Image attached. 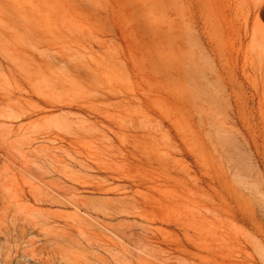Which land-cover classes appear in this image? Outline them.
<instances>
[{"label": "rangeland", "instance_id": "374dc122", "mask_svg": "<svg viewBox=\"0 0 264 264\" xmlns=\"http://www.w3.org/2000/svg\"><path fill=\"white\" fill-rule=\"evenodd\" d=\"M84 2V31L60 32L52 0H0V193L25 207L0 225L42 220L110 258L75 234L80 216L135 264L137 239L92 210L115 199L146 228L147 264H264V39L246 51L241 1Z\"/></svg>", "mask_w": 264, "mask_h": 264}, {"label": "bare ground", "instance_id": "6f19581e", "mask_svg": "<svg viewBox=\"0 0 264 264\" xmlns=\"http://www.w3.org/2000/svg\"><path fill=\"white\" fill-rule=\"evenodd\" d=\"M84 1L85 0H52V3H53L52 7H54V9L57 10L61 14L62 19L60 22L61 23L60 32H83L84 31V29H85V20L84 19H85V14H86L85 8H84V3H85ZM240 1H241L240 4L242 6V9L244 8L246 10V14L244 16V23H243L244 28L242 29L241 32H246V34L249 33V35L251 36V41H250L251 43H249L246 46V51H248L249 47H251L252 44L258 43L259 39H264V23H263L264 21H263V16H262V12L264 11V0H240ZM91 5L92 4H90L89 6H91ZM240 45H242L241 40H240ZM212 51L215 53L216 57L220 55L221 47L218 44V40L215 41V45H214ZM200 52H202V51H200ZM44 54H46V53H44ZM199 56H200V54H199ZM215 60L216 59H214V61ZM214 67L216 68V66H214ZM73 72L75 74L76 79H84V80L90 79L89 74L86 72H77V71H73ZM213 76L215 77L214 74H213ZM60 120H62V119H60ZM50 123H52L51 120H50ZM79 123H80V121H79ZM59 126H60V123H59ZM67 136H69V135H67ZM104 147H105V145H104ZM57 159H59V158H57ZM53 171H55V169ZM124 197H122V198H124ZM82 198L83 197H79V198L74 197V198H72L71 203L74 205V207L79 208V204H81V201L84 200V198L83 199ZM52 199L54 201L51 200V202H53L54 205H56V204L60 205V206L62 205L61 202L56 201L57 199H55V198H52ZM20 200H21V198L18 195H9V194L7 195L6 192H5V194L0 193V213H1V215L6 216L8 214H11L12 217H16L17 215L19 216V214H21L20 212H22L25 208L24 205L21 204L22 202L20 203ZM104 201L106 202L107 199ZM113 201H115V199L114 200H108L105 204L103 203V205L101 207L92 209L94 211L95 215H97L98 217H102V221L101 222L98 221V227H100L104 231L111 233V235H114L117 238H121L123 241L127 240L128 242H131L134 239L135 240L137 239V241H138L137 245H138L140 252L142 253V256H140L141 257L140 259L138 258V261L136 259V260H134V262L137 261L138 264H147L144 255L147 253V248H150V247H148V245H147L148 239L146 238V235H145L146 228L141 225L139 227L140 228V234L133 232V225L124 222V220H128V219L132 218L134 216V213H132L130 211V208L126 205H124L123 208H119V209L114 207V205L111 203ZM116 201L119 203L123 202V201H120V199H118ZM78 202H80V203L78 204ZM92 204H94V202ZM99 204H101V202ZM87 210L90 211L91 207L87 208ZM76 215H78V214H76ZM79 217H77L76 219L74 218V220H73L74 226L76 227V233L75 234L80 235V238H84L85 241L88 242L87 244H89L90 248L93 246V244L95 242L96 243L95 245L97 247L104 249L108 254H110V256H109L110 258H101L102 256L100 258H98V257L95 258L97 255V253H96V255L93 256V254H95V252L92 253V255H91L95 259L91 258V256L90 257L88 256L89 258H87L83 254L84 252H87V251L84 248H80V247L76 246V241L73 240L74 231H72V229H70V231H68V232L59 231V230H57V228H58L57 226H56L57 228L56 227H53V228L52 227H46L45 226L46 222H44L42 220H41L42 222L40 220H39L40 221L39 222L36 220L37 222H39V223H37V227L39 230H36L35 227L33 226V224L28 225V226H25V224L24 225H13L11 227L0 225V242L5 241L4 243H0V264H56L55 262H50V261L45 262L41 258L39 259L38 258L39 253L36 252L37 249H39V250L50 249L51 250L50 253L53 256V258H58L61 261V264H132L129 262L130 260L129 261L119 260V258L116 254L118 253L117 251H119L120 247H119L118 242L115 239H113L111 237L108 238L107 240L102 238L100 233L97 230H94V231L91 230L94 226V225H92V223H90L92 226V228L90 227L91 228L90 229V228H88V226L84 225L87 223L86 221H88V220H83V218H79ZM119 219H121L122 222L119 221L117 223H114V221H117ZM0 222H1V220H0ZM84 222H86V223H84ZM63 226L66 229H69V224L65 223V224H63ZM30 235H35L37 237L36 240L32 239V240L28 241L29 246H31L33 248L31 253H27V252L26 253L25 252L19 253V246L16 244L18 238L23 239L26 236H30ZM11 242H14L15 245H10ZM39 243H40V245H37ZM78 244H80V243H78ZM113 251H116V254H113L112 253ZM148 251H149V249H148ZM85 254H87V253H85ZM121 257H123V256H121ZM137 263H135V264H137Z\"/></svg>", "mask_w": 264, "mask_h": 264}]
</instances>
